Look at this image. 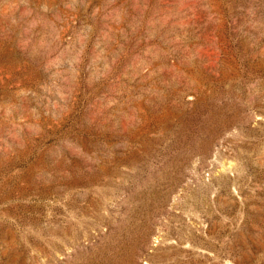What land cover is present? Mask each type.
<instances>
[{
    "label": "rangeland",
    "instance_id": "obj_1",
    "mask_svg": "<svg viewBox=\"0 0 264 264\" xmlns=\"http://www.w3.org/2000/svg\"><path fill=\"white\" fill-rule=\"evenodd\" d=\"M0 264H264V0H0Z\"/></svg>",
    "mask_w": 264,
    "mask_h": 264
}]
</instances>
